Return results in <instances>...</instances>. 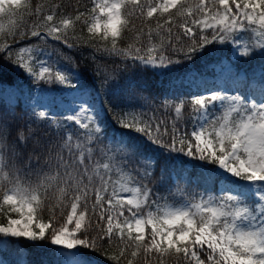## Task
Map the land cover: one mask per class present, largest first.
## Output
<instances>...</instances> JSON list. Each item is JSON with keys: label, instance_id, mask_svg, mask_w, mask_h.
<instances>
[{"label": "snow or ice", "instance_id": "snow-or-ice-1", "mask_svg": "<svg viewBox=\"0 0 264 264\" xmlns=\"http://www.w3.org/2000/svg\"><path fill=\"white\" fill-rule=\"evenodd\" d=\"M91 2L90 9L79 11L77 0L72 15L65 14L63 0L47 7H34L31 0H0V69L10 62L36 81L64 86L83 98L75 68L49 63L39 58L43 49L21 44L25 38H51L72 49L76 45L70 41L83 40L76 34L78 23L86 26L85 46L155 70L182 62L167 54L169 48L190 61L213 43L235 46L241 58L264 61V0ZM25 16L35 19L29 24ZM140 20L137 28L134 21ZM129 31L135 32L133 41L121 46ZM183 37L190 41L186 50ZM241 72L234 73L237 81ZM140 87L147 90V84ZM142 99L140 107L153 103L151 96ZM190 104L196 117L190 133L179 126L184 100L161 103L174 110L169 121L155 114L145 120L135 110L126 113L119 127L141 134V142L123 132L111 134L87 100L69 106L62 121L34 105L35 127L17 128L15 136L0 116V212L7 217L0 223L5 238L0 243H8L7 238L47 241L57 246L58 264H95L92 254L106 243L119 249L108 256L115 264L125 257L126 264H264V86L258 100L239 90H212L192 94ZM40 127L52 129L56 137L38 134ZM148 146L159 149V155L146 151ZM173 153L202 162L203 170L194 166L185 178L187 165L182 164L174 176L172 163L161 166L157 175L159 157L173 159ZM180 180L195 182L203 194L173 190L169 181Z\"/></svg>", "mask_w": 264, "mask_h": 264}, {"label": "trees", "instance_id": "trees-1", "mask_svg": "<svg viewBox=\"0 0 264 264\" xmlns=\"http://www.w3.org/2000/svg\"><path fill=\"white\" fill-rule=\"evenodd\" d=\"M57 0H31L32 5L35 7L38 4H43L46 7L56 3ZM65 7V14L71 12L75 15V10L72 5H77V0H63ZM92 6L91 0H79L78 9L84 11L86 8L90 9ZM34 17L25 16V20L31 23ZM139 28L143 24V20L134 21ZM153 23L154 21H150ZM178 31V29H174ZM198 32V30H197ZM76 34L82 36L83 40L70 41L74 45V48L68 49L60 41L52 40L48 38L45 42L47 46L55 47V62L59 61L60 64H64L69 68H75L79 73L78 88L88 92L91 103L94 108L100 113L99 119L104 122V125L110 130L111 134L119 135L121 132L129 138L132 142H141V134L134 132L133 130L121 129L118 125V121L125 116L129 111L135 110L136 112L143 113V119L153 116L157 120L163 118L165 121L174 119L173 108L164 109L161 107V103L164 101L171 102L173 104L179 103L180 100L185 101V107L183 109V120L180 127L188 133L192 130L193 123L196 122L195 115L190 111V97L192 94L203 93L205 95L210 94L212 90H219L227 92V94H236L238 90H235L234 86H227V82L234 78V73L237 70H242L241 73L244 75L242 84L239 89L240 92L249 93L253 89V94L258 95L259 99L261 87L260 84L264 83V61H261L259 56L252 58H238L237 61H231L233 63V70L231 72V78H224L218 80V73L216 72V65L223 59L230 58L232 49L234 46L225 44H209L203 52L196 54L192 60H185L183 52L173 54L171 49H168L167 54L172 59H179L182 62L170 66L167 70H155L150 67L140 65L138 62H133L130 59H125L119 56H109L108 54L95 51L92 47L85 46L84 40L88 39V33L86 26L82 23H78L76 27ZM211 35V30H209ZM135 32L129 31L124 34V39L120 41L121 46H127L128 42L133 41ZM199 39V32L197 34V40ZM34 38L32 42L36 41ZM145 44L147 43L144 38ZM11 43V40H9ZM21 44H27L24 41ZM183 44L186 47L190 44L188 37H183ZM179 47V45H177ZM15 48L13 47V56H15ZM51 52L50 49H44L43 53ZM45 55V54H44ZM49 55V54H47ZM48 58V57H46ZM34 68L38 69V65L34 64ZM99 69V72L96 69ZM262 70L260 78L257 77L259 70ZM105 77L107 81L105 82ZM191 77L192 82L187 83V80ZM119 79L120 83H115L116 79ZM228 80V81H227ZM257 80V81H255ZM18 85L23 97L26 102L30 105L37 103H44L46 98L59 97L62 101H65L72 92L66 88L65 93H59L58 85L57 90L55 84L47 85L41 81H36L30 77L25 71L17 68L10 62L4 63L2 69H0V86L3 90H8L13 85ZM147 84V90H143L140 85ZM49 86V88H48ZM48 92H52L51 97L47 96ZM64 96V97H63ZM151 96L153 98L152 104H145L143 107L140 105L143 103L142 97ZM106 111V115H103L101 110ZM0 116L6 118L12 127L13 136L17 128L25 127L29 124L35 125L32 122V112L30 109L23 108L20 104L12 107L0 96ZM169 130H170V124ZM38 134L44 136H50L55 138L56 133L48 127H40ZM170 137H165L169 139ZM191 138V137H189ZM146 151L159 155V149H153L151 146L146 148ZM173 159H169L167 156H160L156 165V174L159 175L160 167L167 166L175 163L177 166L176 172L173 173L175 176L181 172V165L186 164L187 170L183 171V175L187 178L188 173L193 171V167L196 166L198 170H203L200 166L202 162L187 158L182 154H172ZM208 167H212L209 165ZM198 175V174H197ZM173 190L176 188H183L187 192L203 194V188L199 187L195 182L192 184H186L184 180H180L177 183L169 181ZM157 192L162 195H167L163 187L154 185ZM211 195H218V193H209ZM5 211H8L7 206ZM68 210L65 209V215ZM127 215V213H125ZM12 217L17 216L15 213H9ZM50 213L47 208L43 212V219L45 222L48 221ZM1 220H7V217L3 212H0ZM63 217L57 213L58 222H62ZM95 219V218H93ZM54 226L56 224L54 223ZM95 227V225L93 226ZM3 237H0L2 241ZM9 243L17 245L25 254L27 264H57L54 261L52 253L55 251V247L47 243V241H40L37 243H31L24 239L19 241L7 238ZM119 249L116 247H109L106 243L102 249L97 250L93 253V258L97 264H115V262L108 259L109 255L118 254ZM103 253V254H101ZM128 257L122 258L120 264H126ZM203 258V256H202ZM169 264H172L171 260Z\"/></svg>", "mask_w": 264, "mask_h": 264}, {"label": "rangeland", "instance_id": "rangeland-1", "mask_svg": "<svg viewBox=\"0 0 264 264\" xmlns=\"http://www.w3.org/2000/svg\"><path fill=\"white\" fill-rule=\"evenodd\" d=\"M32 40H34V38H30V39L25 38L24 42L27 44H35L38 46V48L43 49V50L50 49L51 50L50 53L45 51V53L43 54L38 53V55L40 59L48 60L49 63L55 64V59H54L55 52H58V51H54L55 47H51V45L47 46L45 44V42L48 41V38H46L45 40L37 39L34 42H32ZM49 56L51 57L50 59H49ZM238 58H240V56L238 52L235 51V46H234V52L232 53V57L227 58V59L225 58L216 65V71L219 75L218 80H222L224 78H228V79L231 78V72L234 67L231 61H237ZM257 71H258L257 77L260 78L262 76L260 75L262 74V70L259 69ZM114 82L118 84L121 81L117 78ZM190 82H192L191 77L187 80V83H190ZM226 85L234 86L235 90H239L241 88V85L237 83V80L235 78H233L231 81H228ZM262 86H264V84L261 85V87ZM55 88L57 90V85H55ZM65 90H66V87L58 85L57 91L60 94L65 93L66 92ZM70 90L72 92V95L66 98L65 101H62L59 97L46 98L47 101H45L44 103H37V104L42 105V107H39L37 110H45V108H47V110H49L53 115H55L59 121H62L63 115L70 114L68 112L69 106L75 108L80 103H82L83 100H87L88 103L92 104L89 100V95L86 91H83L84 93H86V95H84L83 98H81L79 95V92L72 90V89ZM0 93H1V97H3V99L6 100V102H8L10 105L20 104L23 108L30 109L32 112L34 105H30L24 100L17 86H13L12 88H9L8 90H3L2 86H0ZM51 94L52 92H48L47 96L51 97L50 96ZM102 114L106 115L105 111H102ZM12 218H18V216H15ZM0 223H6V220L5 221L1 220V216H0ZM54 247L56 249L54 250L55 252L52 253L53 254L52 257L54 261H57V256H59V252L57 250V246H54ZM0 262H2V264H27L25 254L22 251V249H20L17 245H13L11 243H9V245L7 243H0Z\"/></svg>", "mask_w": 264, "mask_h": 264}]
</instances>
